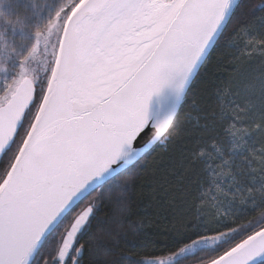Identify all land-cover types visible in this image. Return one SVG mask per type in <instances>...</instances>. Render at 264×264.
<instances>
[{
    "label": "snow or ice",
    "instance_id": "snow-or-ice-1",
    "mask_svg": "<svg viewBox=\"0 0 264 264\" xmlns=\"http://www.w3.org/2000/svg\"><path fill=\"white\" fill-rule=\"evenodd\" d=\"M226 35L260 66L234 64L201 109ZM189 103L181 228L144 252L130 188ZM193 260L264 264V0H0V264Z\"/></svg>",
    "mask_w": 264,
    "mask_h": 264
},
{
    "label": "trees",
    "instance_id": "trees-1",
    "mask_svg": "<svg viewBox=\"0 0 264 264\" xmlns=\"http://www.w3.org/2000/svg\"><path fill=\"white\" fill-rule=\"evenodd\" d=\"M260 2L261 0H249V3ZM245 42L242 36L226 35L221 40L212 54L211 68L201 73L195 85L194 93L201 109H207L215 104L216 86L232 75L231 69L234 64L248 71L259 68V54H254L251 58L243 54ZM186 113H191L188 119H185ZM199 113L200 109H193L190 103L184 106L179 117L180 127L175 137L166 147L159 144L154 147L148 161L136 173L135 185L130 188L133 211L136 213L133 219L145 220L142 235L137 241L144 252L166 253V248L181 228L180 217L185 205L182 203L181 189L175 187L177 181L173 169L179 167L182 154L198 135L195 117ZM119 195V192H114L113 198ZM170 200H174L175 203L170 204ZM113 207L114 204L101 206L98 218L104 217ZM191 264H195V260Z\"/></svg>",
    "mask_w": 264,
    "mask_h": 264
}]
</instances>
